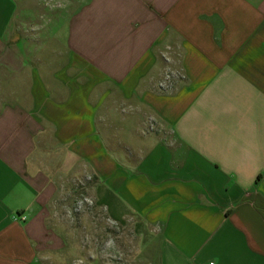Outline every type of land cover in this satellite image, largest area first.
<instances>
[{"label":"crops","instance_id":"1","mask_svg":"<svg viewBox=\"0 0 264 264\" xmlns=\"http://www.w3.org/2000/svg\"><path fill=\"white\" fill-rule=\"evenodd\" d=\"M78 3L59 45L0 0V264H73L77 195L144 261L264 264V0Z\"/></svg>","mask_w":264,"mask_h":264},{"label":"rangeland","instance_id":"2","mask_svg":"<svg viewBox=\"0 0 264 264\" xmlns=\"http://www.w3.org/2000/svg\"><path fill=\"white\" fill-rule=\"evenodd\" d=\"M16 4V14L13 24L18 23L23 31L33 35H39V38H45L52 34L60 45L65 39L66 21L79 5L77 0H14ZM28 30V31H27ZM44 45H48L45 43ZM166 75L172 78H178L175 70L167 69L162 80ZM159 90L163 91L159 88ZM81 199L87 200V203L80 211H75L76 202ZM94 201L86 195L75 196L72 200L67 199L65 209H63L65 219L71 224L79 223L76 228V241L78 253L73 264H156L154 260L147 258L144 261L138 254L141 246L139 240L131 234V229L122 228L115 225L106 217L98 218L93 216ZM153 250V247H151ZM151 250V253L153 254ZM155 258V254L151 255ZM143 259V260H142Z\"/></svg>","mask_w":264,"mask_h":264},{"label":"built area","instance_id":"3","mask_svg":"<svg viewBox=\"0 0 264 264\" xmlns=\"http://www.w3.org/2000/svg\"><path fill=\"white\" fill-rule=\"evenodd\" d=\"M171 84H172V78L169 77V75H166L165 78L162 80V82L159 84V88L162 90H169L171 88ZM87 203V200L85 199H81L78 202H76L75 211H80L83 206H85Z\"/></svg>","mask_w":264,"mask_h":264}]
</instances>
